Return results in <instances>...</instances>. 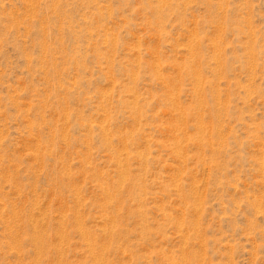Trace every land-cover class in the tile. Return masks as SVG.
Masks as SVG:
<instances>
[{
	"label": "rangeland",
	"instance_id": "rangeland-1",
	"mask_svg": "<svg viewBox=\"0 0 264 264\" xmlns=\"http://www.w3.org/2000/svg\"><path fill=\"white\" fill-rule=\"evenodd\" d=\"M0 264H264V0H0Z\"/></svg>",
	"mask_w": 264,
	"mask_h": 264
}]
</instances>
